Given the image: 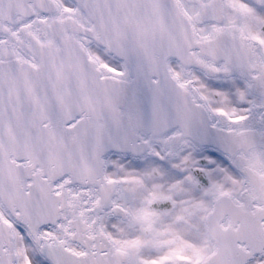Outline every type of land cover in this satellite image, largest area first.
<instances>
[{
	"label": "snow or ice",
	"instance_id": "1",
	"mask_svg": "<svg viewBox=\"0 0 264 264\" xmlns=\"http://www.w3.org/2000/svg\"><path fill=\"white\" fill-rule=\"evenodd\" d=\"M0 264H264V0H0Z\"/></svg>",
	"mask_w": 264,
	"mask_h": 264
}]
</instances>
